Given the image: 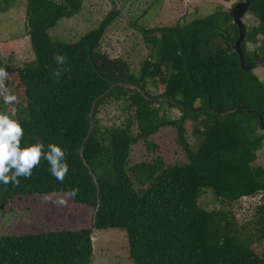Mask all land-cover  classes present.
Returning a JSON list of instances; mask_svg holds the SVG:
<instances>
[{"label":"trees","instance_id":"1","mask_svg":"<svg viewBox=\"0 0 264 264\" xmlns=\"http://www.w3.org/2000/svg\"><path fill=\"white\" fill-rule=\"evenodd\" d=\"M83 1H27L25 31L34 60L11 69L24 96L13 118L24 129L22 145L40 142L47 151L55 143L65 151L68 174L58 182L42 159L18 187L0 183V209L16 197L78 189L67 199L93 210L92 227L0 236V264H90L92 231L110 229L125 232L134 264H264V252L253 247L264 241V204L243 224L233 210L242 198L261 193L264 199V167L255 164L264 144V84L253 69L240 68L230 11L140 29L148 54L135 75L124 59L101 52L116 12L75 42L51 36L61 20L80 13ZM11 7L5 0L0 13ZM247 14L256 20L250 29L244 25L241 46L249 63L264 58V0H251ZM248 44L255 48L247 51ZM54 53L67 58L58 81ZM148 84L162 87L155 102ZM109 103L122 104L123 124H100L99 110ZM166 108L180 117L171 119ZM0 111L12 113L1 102ZM187 121L194 123V149L185 138ZM166 126L176 129L187 163L164 166L156 157L128 167L131 146ZM208 190L220 208L200 207Z\"/></svg>","mask_w":264,"mask_h":264},{"label":"rangeland","instance_id":"2","mask_svg":"<svg viewBox=\"0 0 264 264\" xmlns=\"http://www.w3.org/2000/svg\"><path fill=\"white\" fill-rule=\"evenodd\" d=\"M5 0H0L3 4ZM28 0H10L12 7L5 13H0V67L9 73L5 81L7 87L22 99L23 90L18 78L12 70L22 68L34 60L30 48L29 37L25 31L26 4ZM243 0H84L80 13L70 19L61 20L50 32L59 41L75 42L85 33L97 27L110 13L116 12L117 18L107 29L102 42L101 52L110 59H124L133 74L137 75L140 65L146 58L148 50L145 47L140 29L173 26L191 22L213 14L216 10L230 11ZM243 24L250 29L256 25L253 16L246 13ZM255 47L248 44L247 51ZM11 71V72H10ZM254 74L264 84V65L253 68ZM151 101L160 99L162 87L147 85ZM3 107L12 112L14 105H6L0 98ZM199 104H196V107ZM171 119L180 117L177 109L166 108ZM100 124L104 127L119 126L126 120V112L121 103H109L101 107L98 113ZM194 123L184 124L186 141L192 149L197 146L194 135ZM145 142L155 146L148 149ZM156 157L163 160L164 166L187 163V156L177 142L176 129L166 126L151 135L147 141L139 140L131 146L128 167L143 162H152ZM256 165L264 167V144L257 152ZM60 195L49 196L44 202V196H25L12 199L0 209V236L25 235L57 230H79L92 227L93 210L85 206L71 203L67 199L65 206H58L52 201ZM264 204L263 194L242 198L233 204V210L240 224L253 219L255 208ZM200 207L211 211L221 205L215 200L213 193L205 191L199 199ZM93 257L90 264H134L129 257L125 232L118 230H93L91 234ZM257 254L264 252V241L253 245Z\"/></svg>","mask_w":264,"mask_h":264},{"label":"clouds","instance_id":"3","mask_svg":"<svg viewBox=\"0 0 264 264\" xmlns=\"http://www.w3.org/2000/svg\"><path fill=\"white\" fill-rule=\"evenodd\" d=\"M53 60L58 65L54 71V78L58 81L63 72L67 71L63 67L67 63L66 56L62 54H53ZM9 73L4 67H0V98L4 104L14 105L19 102V98L6 85ZM15 109L9 114L0 111V183L7 186L11 183L14 187L20 184V177L30 178L33 169L40 165L41 160H46L49 164V171L55 179L63 183L68 174V165L66 163L65 151L55 143L47 145V151L44 150L43 143H25L21 141L24 138V129L20 122L14 119ZM78 189H69L52 201L58 206H65L67 198L74 199ZM44 202L51 198L44 196Z\"/></svg>","mask_w":264,"mask_h":264},{"label":"water","instance_id":"4","mask_svg":"<svg viewBox=\"0 0 264 264\" xmlns=\"http://www.w3.org/2000/svg\"><path fill=\"white\" fill-rule=\"evenodd\" d=\"M250 2L251 0H243L242 2L236 4L231 10L233 24L238 29V37L234 43L233 49L239 57L240 68L243 71L251 70L257 66L264 65V58H258L252 62L246 63L244 59V53L242 50V46H241L243 43L244 37H245V27H244L242 19L244 15L247 13V9L250 5ZM236 110H238V108ZM260 125L262 128V131L264 132V123L261 118H260Z\"/></svg>","mask_w":264,"mask_h":264},{"label":"flooded vegetation","instance_id":"5","mask_svg":"<svg viewBox=\"0 0 264 264\" xmlns=\"http://www.w3.org/2000/svg\"><path fill=\"white\" fill-rule=\"evenodd\" d=\"M231 14V13H230ZM246 15V14H245Z\"/></svg>","mask_w":264,"mask_h":264}]
</instances>
